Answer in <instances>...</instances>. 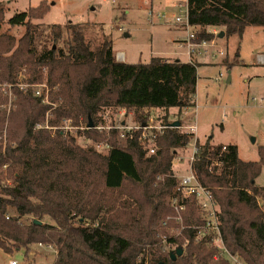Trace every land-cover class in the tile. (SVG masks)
<instances>
[{"label": "trees", "instance_id": "1", "mask_svg": "<svg viewBox=\"0 0 264 264\" xmlns=\"http://www.w3.org/2000/svg\"><path fill=\"white\" fill-rule=\"evenodd\" d=\"M187 2L189 24L208 41L215 37L209 27L240 37L248 26L264 27V0ZM49 9L42 0L6 20L0 4V83H13L26 67L32 81L46 78L58 85L51 89L58 106L50 125L65 118L76 125L96 121L99 111L110 106L168 111L195 104V61L162 56L146 63L117 60L112 40L106 37L92 47L83 23L36 22ZM4 23L24 27L23 34L2 31ZM13 93L9 110L8 96L0 89V248L8 253L23 249L26 256L33 243L51 245L56 250L53 264H148L140 254L152 243V264H231L207 238L196 241L190 227L189 243L176 259L156 246L158 222L173 212L168 201L178 191L175 152L189 145L192 134L168 127L156 139V152L148 154L139 133L130 139L114 133L109 151L99 152L94 144L107 138L105 133L80 131L79 136L92 140L82 146L61 129L36 128L49 106L32 91L15 87ZM196 144L193 170L219 204L226 247L246 264H264V209L259 203L264 188L256 182L264 145L258 160L245 161L236 144L199 139ZM190 213L201 222L193 200L184 213L186 223L192 222L186 218Z\"/></svg>", "mask_w": 264, "mask_h": 264}, {"label": "rangeland", "instance_id": "2", "mask_svg": "<svg viewBox=\"0 0 264 264\" xmlns=\"http://www.w3.org/2000/svg\"><path fill=\"white\" fill-rule=\"evenodd\" d=\"M41 1L0 0V4L4 7L5 18L8 20L15 13L37 6ZM46 1L50 9L41 20H36V22L43 23L45 26L65 25L68 22L83 23L87 40L90 41L92 47L99 46L104 38L109 37L112 40L115 56L117 52H122L125 62L146 63L153 56L182 61L189 60L192 56L193 60L196 59L197 89L193 106L184 107L181 110L178 107H171L168 111L161 108L126 110L125 119L130 124L138 125L150 116L159 117L155 120V124L171 123L176 120L181 121L183 126L195 124L200 142L210 140L213 144H236L242 160L256 161L259 159L258 149L264 145V62L260 59L264 57V27L248 26L242 37L237 34L220 36V33L224 31L222 27H209L207 32L214 33V39L209 41L206 48L201 47L199 49L201 52L190 56L187 43L180 46L177 42L180 38L182 40L186 38V28L175 22V15L179 13L176 3L187 0ZM149 11L152 12V16ZM1 30L9 31L20 37L24 32V27H10L8 23H4ZM190 30L196 31L198 35L200 33L199 29L194 26L190 27ZM116 59L118 60L117 56ZM30 76L26 67H23L17 72L13 83L6 81L0 83V89L8 96V109L12 108L15 87L32 91L34 95L42 99L45 105L49 106L44 121L37 124L36 128L41 126L47 128L48 125L47 129L51 131L64 129L67 133L75 135L80 145L91 144L92 140L78 135L80 131L85 130L82 128L85 127V123L80 122L76 125L65 118L56 125H50V120L54 118L50 109L54 108L53 103L56 107L58 106L51 100V89H57L58 85L51 86L46 78L32 81ZM38 91L40 94L37 93ZM120 109L121 107H104L97 115L109 111L112 120L118 119ZM181 127L180 130L185 132L187 128ZM193 138L189 146L177 150V155L183 158L178 173L173 169L177 180L180 175L189 170L188 159L196 141ZM5 141L4 133V144ZM256 182L264 188V166ZM8 183H12V179H9ZM259 198V203L263 206L264 198ZM168 203L171 208L170 198ZM192 213L186 217L191 218V223H186L185 219L183 222L178 220L174 209L171 214L159 220L156 230V246L161 252L175 253L180 247L185 251L190 240L189 232H193L189 227L198 224L194 222ZM194 233L195 231L191 234L194 235ZM194 239L198 240L195 236ZM151 244H146L140 254L147 258L148 264H152L156 257L150 253V251H155L151 250ZM211 244L217 248L213 241ZM24 251L21 249L8 253L0 248V264H10L11 260H15L18 264L54 263L56 250L51 245L33 243L26 256Z\"/></svg>", "mask_w": 264, "mask_h": 264}, {"label": "built area", "instance_id": "3", "mask_svg": "<svg viewBox=\"0 0 264 264\" xmlns=\"http://www.w3.org/2000/svg\"><path fill=\"white\" fill-rule=\"evenodd\" d=\"M115 2L116 0H112ZM176 6L179 9V13L175 15V22L183 25L186 28V38L182 40V38L178 39L177 42L180 46H183L187 43L188 45V53L190 56L194 53H199V49L201 47L206 48L209 45V41L206 39H202L194 30H190V27H193L189 24L188 21V2L179 1L176 3ZM185 8V11H184ZM151 16L153 15L151 11H149ZM159 17L161 15H158ZM162 16L166 17L165 14ZM196 28V27H195ZM223 54V52L221 51ZM117 58L123 59L124 54L122 52H117ZM193 57V56H192ZM189 58L188 62L194 61L193 58ZM262 62H264V57L260 58ZM40 94V92H37ZM55 109L56 105L53 103ZM52 108L50 109L52 113ZM120 118H116L114 120L111 119L110 113L111 112H104L97 115V121H93V126H89L88 123L85 124V129H92L95 128L101 132L106 134L107 138L104 141H99L95 144V148L99 152H107L111 147V143L109 138L115 133L121 139H130L135 136L136 133H139L138 139L143 145V148L147 151L148 154H153L156 152L157 145L156 139L159 134L163 133L168 127L170 126L169 123L160 122L155 124V120L159 117L150 116L145 122H141L138 125H132L130 122L125 119L126 109H120ZM72 121L71 119H67ZM184 124L181 123L179 128H187L185 133L192 134V138L196 139L195 144L197 143V132H196V125L192 124L189 126H183ZM49 128V126H46ZM69 129L68 126H66ZM63 132L67 133L64 129ZM184 132V131H183ZM193 138V139H194ZM193 146L192 153L189 156V170L186 173H183L178 177V191L175 195L170 198L171 206L175 210L176 214L178 215V220L183 222L184 213L187 210V204L189 201L193 200L197 205V208L201 214V222L190 226V228L195 231V236L197 239L200 238H207L211 242L213 241L215 246L219 248V253L224 256L231 264H246L243 259L234 253H231L229 249L226 247L222 233L220 228V223L218 220V213H219V204L212 193V191L205 187L199 180L197 174L193 170V161L195 158V153L198 151L197 144ZM189 146V145H187ZM186 146V147H187ZM185 147V148H186ZM184 148V149H185ZM225 146L223 149L225 150ZM178 150V149H177ZM175 152V157L172 163V170L174 169L175 172L178 173L179 165L183 161V158L178 154V151ZM264 209V205H263ZM10 264H18L15 260H11Z\"/></svg>", "mask_w": 264, "mask_h": 264}, {"label": "water", "instance_id": "4", "mask_svg": "<svg viewBox=\"0 0 264 264\" xmlns=\"http://www.w3.org/2000/svg\"><path fill=\"white\" fill-rule=\"evenodd\" d=\"M223 35H224V31H222L220 33V36H223ZM88 125L93 126V120L91 118H89ZM180 125H181V121H179V120H176V121H173L170 123L171 127H179ZM36 222H39V221L37 220ZM182 254H183V248L180 247L176 250L175 253H172L171 255H172L173 259H176L177 256H181Z\"/></svg>", "mask_w": 264, "mask_h": 264}, {"label": "crops", "instance_id": "5", "mask_svg": "<svg viewBox=\"0 0 264 264\" xmlns=\"http://www.w3.org/2000/svg\"><path fill=\"white\" fill-rule=\"evenodd\" d=\"M118 60H119V59H118ZM120 61H124V57H123V59H120ZM183 61H189V60L185 59V60H183ZM194 61L196 62V59H195ZM197 137H198V136H197ZM198 139H199V137H198ZM224 145H226V143H225Z\"/></svg>", "mask_w": 264, "mask_h": 264}]
</instances>
